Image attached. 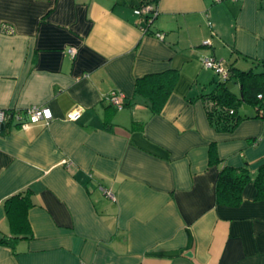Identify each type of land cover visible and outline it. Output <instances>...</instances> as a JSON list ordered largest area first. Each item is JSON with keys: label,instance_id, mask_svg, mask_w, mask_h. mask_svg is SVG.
I'll list each match as a JSON object with an SVG mask.
<instances>
[{"label": "crops", "instance_id": "obj_1", "mask_svg": "<svg viewBox=\"0 0 264 264\" xmlns=\"http://www.w3.org/2000/svg\"><path fill=\"white\" fill-rule=\"evenodd\" d=\"M141 2L0 0V28L13 29L0 30V108L52 115L0 131V264H264L253 182L264 117L242 104L247 118L215 129L203 96L219 76L201 63L260 70L264 2L157 0L150 22L134 12ZM171 70L173 89L153 113L136 81ZM112 92L122 109L106 100ZM245 164L241 202L217 203L220 170ZM26 190L28 228L15 233L3 202Z\"/></svg>", "mask_w": 264, "mask_h": 264}, {"label": "trees", "instance_id": "obj_2", "mask_svg": "<svg viewBox=\"0 0 264 264\" xmlns=\"http://www.w3.org/2000/svg\"><path fill=\"white\" fill-rule=\"evenodd\" d=\"M145 4L154 5L156 11L157 0H142L136 8ZM135 8V9H136ZM134 9V10H135ZM151 19L154 15H147ZM260 70H242L238 67H228V78H219L211 92L203 96L204 107L210 124L219 131H232L247 115L240 114V106L248 104L257 108L256 116L264 117V60L257 61ZM177 72L171 70L167 73L146 75L136 81V92L141 94L153 113H158L166 102L173 89ZM233 80L239 85V93L230 89L229 82ZM261 94V97L258 95ZM251 180L248 166L241 168L224 166L218 175L215 199L217 203L235 206L242 200V190ZM256 188L255 199L264 200V162H262L253 177ZM33 205L31 191L26 190L8 196L3 206L10 221L12 231L21 233L27 230L28 224L25 216L26 210Z\"/></svg>", "mask_w": 264, "mask_h": 264}, {"label": "built area", "instance_id": "obj_3", "mask_svg": "<svg viewBox=\"0 0 264 264\" xmlns=\"http://www.w3.org/2000/svg\"><path fill=\"white\" fill-rule=\"evenodd\" d=\"M216 2L222 0H215ZM236 1V0H233ZM264 2V0H262ZM154 5L145 4L139 8H136L134 12L139 15H154L156 11H154ZM152 19L148 17L147 21L150 22ZM0 30L4 33H12L13 29L10 26L2 25ZM156 35L158 37H163L161 32H157ZM204 44H210V39H206L203 41ZM70 54H74V49L69 50ZM201 63L205 68L213 70L219 78L222 80L228 78V68L223 64L221 60H218L214 57L204 56L201 58ZM261 97V94L258 95ZM106 100L110 102L116 109L120 110L123 107V103L121 100V95L116 94L114 92L108 94L106 96ZM83 108L78 106L73 108L68 114L67 118L69 120H77L82 112ZM52 118L50 110L46 106H37L32 105L24 109H2L0 108V131L1 127H4L5 124L12 122L15 126L26 128L33 123H38L40 121L48 122ZM104 194L110 198L114 199V193L110 189H106L101 187ZM86 264V263H83Z\"/></svg>", "mask_w": 264, "mask_h": 264}, {"label": "water", "instance_id": "obj_4", "mask_svg": "<svg viewBox=\"0 0 264 264\" xmlns=\"http://www.w3.org/2000/svg\"><path fill=\"white\" fill-rule=\"evenodd\" d=\"M2 128V127H1Z\"/></svg>", "mask_w": 264, "mask_h": 264}]
</instances>
